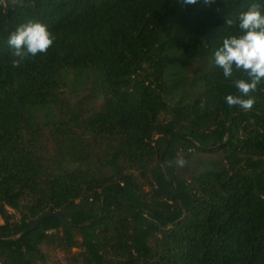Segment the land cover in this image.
<instances>
[{"label": "trees", "instance_id": "trees-1", "mask_svg": "<svg viewBox=\"0 0 264 264\" xmlns=\"http://www.w3.org/2000/svg\"><path fill=\"white\" fill-rule=\"evenodd\" d=\"M252 3L0 0V264H264V83L212 60Z\"/></svg>", "mask_w": 264, "mask_h": 264}, {"label": "clouds", "instance_id": "clouds-1", "mask_svg": "<svg viewBox=\"0 0 264 264\" xmlns=\"http://www.w3.org/2000/svg\"><path fill=\"white\" fill-rule=\"evenodd\" d=\"M197 0H183L185 4H195ZM206 4L215 0H204ZM218 13H223L225 24L232 25L234 20L219 6ZM239 34L226 36L212 57L215 66L223 71L225 78H232L234 70L244 73L232 80L238 95L228 94L226 104L250 110L255 104V93L264 83V11L260 3H252L246 11L240 13ZM55 37L48 26L40 20H29L12 31L7 44L13 50V67H19L29 56L46 54L54 43Z\"/></svg>", "mask_w": 264, "mask_h": 264}, {"label": "water", "instance_id": "water-1", "mask_svg": "<svg viewBox=\"0 0 264 264\" xmlns=\"http://www.w3.org/2000/svg\"><path fill=\"white\" fill-rule=\"evenodd\" d=\"M51 213H48V214H45V215H43L33 226H32V228H35L38 224H39V222H41V220L44 218V217H46V216H48V215H50ZM56 214H58V215H60V216H62V214L60 213V212H56ZM26 233V231H24L22 234H20V235H23V234H25Z\"/></svg>", "mask_w": 264, "mask_h": 264}, {"label": "rangeland", "instance_id": "rangeland-1", "mask_svg": "<svg viewBox=\"0 0 264 264\" xmlns=\"http://www.w3.org/2000/svg\"><path fill=\"white\" fill-rule=\"evenodd\" d=\"M59 255L61 256L60 252H59ZM50 264H52V263H50ZM58 264H66V263H65V260L63 259L61 262L59 261Z\"/></svg>", "mask_w": 264, "mask_h": 264}]
</instances>
